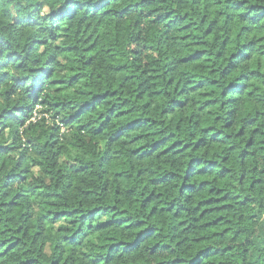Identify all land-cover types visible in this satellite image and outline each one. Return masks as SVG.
I'll list each match as a JSON object with an SVG mask.
<instances>
[{
    "label": "trees",
    "instance_id": "trees-1",
    "mask_svg": "<svg viewBox=\"0 0 264 264\" xmlns=\"http://www.w3.org/2000/svg\"><path fill=\"white\" fill-rule=\"evenodd\" d=\"M118 2L123 3L124 7L116 8L115 12L127 17H131L137 9L141 10V19L155 14L153 23L160 21L163 24L166 30L165 35L168 36L172 47L178 51L179 72L190 78L186 79L180 87L179 96H174L171 100L165 97L157 103L156 109H153L151 96L146 94L148 82L137 83L125 65L119 64L116 67L124 75L126 85L124 81H120L113 86L111 94L108 91L96 90L95 95L82 100L83 108L78 113L79 119L83 121L95 117L99 121L96 125L98 132L103 129L102 134H108L107 142L111 143L115 149L111 163V181L115 194L120 195L123 191L127 197L136 199V180L144 174L150 177L152 185L144 199L133 208L134 213L145 209L152 218L151 225L144 219L137 221L136 239H123L119 243L135 245L142 234H146L145 238L141 240L140 246L123 251L118 250L113 264H148V257L153 258L155 264H177L181 258L172 255L169 251L174 250V246L170 242L162 243L161 237L176 238L179 235L178 229L189 233L186 239L193 241L194 256L206 254L202 257L203 264H235L234 246L223 242L234 239L235 235L240 234L239 230L235 234L232 232V227L236 223L237 209L247 208L254 198L245 196L241 199L229 185L236 183L233 181V174L236 171L237 161L241 173L238 182L246 184L250 192L261 185L259 177L250 179L257 169L250 167L245 174L243 166L252 161L257 154L264 153V127H261L257 119L264 116V113L256 111L251 119L247 116L237 119L235 118L237 111L233 106H237L242 113L251 114L255 111V105L251 102L252 98L257 95L264 97V0H118ZM17 4L20 5L17 15L12 16L8 12L0 14V47L5 50L13 49L12 54L0 61V70L14 64L16 72L20 73L13 75L8 71H0V104H8L13 95L20 93L23 95L17 105L13 103L11 108L4 109V112H7L9 117L13 112H22L23 109L29 117L43 115V112H37L36 108L38 104L45 103L41 97L50 84L56 89L53 96L58 95L62 98L55 101L57 107L63 100L67 101L70 94L78 92L81 88L84 92H91L92 89L87 86L90 83L87 73L92 71V52H89L88 60L85 61L84 74L79 71L72 72V68L78 69L81 65H67L70 70L66 73L67 80L48 79L61 64L54 53L52 57L42 62L44 71L28 67L30 58H43L39 55V48L47 44L43 33L48 31V28L40 26L41 18L38 16L33 18V13L30 11L31 2L23 4L22 0H17ZM70 4L71 0H68L61 9L53 10L51 13V22L57 24V27H59L58 18L66 14ZM40 7H43V3ZM109 10H113L111 5ZM64 19L71 18L65 16ZM109 19L114 22L111 25L108 23L102 25L100 34L95 37V26L86 27L87 38L91 43L84 50L96 51L97 72L103 71L99 67L102 59L100 53L111 51V48L106 49V45L115 42L120 36L117 25L122 17L117 15ZM138 24L139 21L137 26ZM37 27H39L38 31H29ZM74 30L79 32V25ZM49 36L53 39L60 38L51 32ZM21 42L28 53L24 59H21L23 53L17 55L13 48V45L19 48ZM217 43L220 49L214 51ZM75 45L74 41L70 49ZM79 46L83 47L82 44ZM225 49L230 51L227 57H225ZM0 56H3V53H0ZM64 59L71 60V57L66 56ZM119 59L120 57H117V60ZM225 59L228 61L226 64ZM32 62L35 63V60ZM112 63L115 64V61ZM173 64L175 65L176 61H173ZM220 67H223V71H220ZM21 69L27 71L28 75L25 76ZM172 70V68L169 69V71ZM217 75L221 78L225 75L228 77L227 88L223 91L216 87L219 83ZM25 81L30 82L39 92L28 94L27 88L24 87ZM237 81L242 83L237 84ZM9 83L11 87H8ZM154 83L160 85L162 81L156 80ZM168 83L173 84L172 78H169ZM176 84H179V80ZM122 87L124 94L120 96L119 90ZM154 91L159 93L162 89L158 87ZM213 92L219 93V96H228L229 99L220 103L218 97L212 95ZM186 93H190L188 99L184 98ZM233 96L235 99H232ZM98 97L102 99H97ZM113 97L122 101V104L117 106L113 102ZM74 102L76 101H68L69 104ZM165 103L167 107L163 106ZM225 107H228V111L224 115L217 114ZM157 109H162L159 115L167 118L169 127L175 124L176 131L164 135V129L161 128L159 133L157 132L161 122L152 114ZM201 113L204 115L200 116ZM194 117H199L196 123L202 129V135L194 138L191 144H185L182 130L189 126ZM35 123L36 119H33V124ZM8 126L7 122L3 123V127ZM83 127L84 124L80 123V128L83 129ZM2 130L0 128V131ZM34 130L39 132L40 128L36 127ZM69 131L70 129L66 130L64 139L71 134ZM233 138H235L234 143ZM29 143L32 141L30 140ZM71 147L75 148L74 145ZM14 150L10 146L0 145V171L4 168L10 169L5 173L7 176L3 184L5 189L14 185L19 175V172L14 169L17 162L4 159ZM225 151L231 155H222ZM181 154L185 156L184 164L186 165L182 173L173 170L177 162L172 159ZM191 154H195L194 159L197 162L195 170H193ZM205 156L209 157L208 166L210 167L207 171L204 166H200ZM221 156L222 159L213 158ZM79 171L81 175L76 181L77 188L85 193L93 191V183L99 178L91 175L87 168ZM181 174L183 181H180L177 191L180 195L187 196L185 205L190 201L191 208L185 205L177 206L176 201L166 195L170 186L176 183L177 177ZM184 181H187V184ZM144 186L147 187V184ZM73 195L80 196L81 192H74ZM25 200L26 195L23 192L5 191L4 200L0 202V230L7 227L10 235L13 231L16 233V243L8 245L4 252H0V264H5L6 261L15 264V261L11 260V254L5 256V253H8L10 249L12 252L21 249L28 243L27 237H41L45 232H50L53 226H57L58 232H68L62 237L68 244L75 248L82 246L83 242L77 243L76 236L80 226L68 231L65 224V221L70 224L76 223L73 219L75 209L58 208L55 206L56 201L53 200L49 201L41 211L39 205H27ZM29 208L32 210L28 211ZM120 211L125 215L118 214L116 220L127 221L128 206L124 205ZM189 216L192 219L191 223L188 220ZM34 217L36 219H33ZM85 219L86 217H81V220ZM173 219L176 223L172 222ZM240 219H243V216ZM20 221H24L25 224L31 223L32 226L27 229L24 228V224L16 227ZM41 221L46 222L43 232ZM97 227L107 239L93 238L92 243H98L104 250L102 255L107 256L115 246L113 238L118 235L120 224L105 219L102 225ZM127 227L131 228V224ZM261 236H264V231ZM32 242L35 243V240ZM249 242L257 244L258 248L264 246V239L260 237H257L256 241ZM60 247V244L56 245L57 250ZM148 247L151 251H147ZM142 248L145 249L143 253H141ZM28 251L32 250L29 248ZM97 251L100 252V249ZM71 256L72 252L66 251L63 259L52 260L51 264H67ZM87 256L88 253H84L85 259ZM117 257H123V259L117 260ZM20 264H45V261L35 255L24 254ZM73 264H83V261L77 257ZM92 264H95V261ZM102 264H107V260L102 261Z\"/></svg>",
    "mask_w": 264,
    "mask_h": 264
},
{
    "label": "clouds",
    "instance_id": "clouds-1",
    "mask_svg": "<svg viewBox=\"0 0 264 264\" xmlns=\"http://www.w3.org/2000/svg\"><path fill=\"white\" fill-rule=\"evenodd\" d=\"M28 2L32 4L30 11L33 13V18L38 16L42 20L40 26L48 28V31L43 33V37L47 39V44L39 48V55L43 58H30L28 67L44 71L42 62L52 57L54 53L60 59L61 64L48 79L59 80L64 78V80H67L68 76L66 73L70 71L67 65H81L78 69L72 68V72L79 71L84 74L86 72L85 61L88 60L89 52H92V71L87 73V79L90 81L87 86L92 91L84 92L83 88H81L78 92L70 94L68 100H63L60 106L57 107L55 101L62 98L58 95L56 97L53 96L56 89L50 84L41 97V99L45 100V103L38 104L36 108L37 112H43V115L40 116L31 115L29 117L25 109L22 112H13L11 117H9L7 112H4V109L11 108L13 103L17 105L23 93L13 95L8 104H0V113H3V115H0V128L3 129L0 131V145L10 146L15 149L9 152L4 159H11L17 162L14 165V169L19 172L16 177V183L5 189L3 187L7 179L5 173L10 169L4 168L0 171V202L4 200L5 191H19L25 193V203L27 205H39L41 211L44 210V206L49 201L53 200L56 201L55 206L58 208L69 207L75 209L73 219L76 223L70 224L65 221V224L68 231L74 230L78 225L80 226V231L76 233L77 243L81 241L83 243L79 248L73 247L62 239L68 232H58L56 230L57 226H53L50 232H45L41 237H27V244L15 252L10 249L8 253H5V256L11 254V260L15 261V264H20L24 254L35 255L39 259L44 260L45 264H51L52 260L63 259L65 252L71 251L72 256L67 261V264H73L77 257L83 261V264H92L93 261H95V264H102L104 260H107V264H113L114 256L118 250L123 251L131 247L140 246L141 240L145 238L146 234H142L140 239L136 240L135 245L119 243L123 239H136L137 221L144 219L151 225L152 218L145 209H140L134 213L133 208L144 199L145 194L149 192L152 185L150 177L144 174L136 180V199L127 197L123 191H121L120 195L115 194L111 181V163L115 149L111 143L107 142L108 134H102L103 129L98 132L96 125L99 124V121L95 117H90L88 120L83 121L79 119L78 113L83 108L82 100L85 97L95 95L96 90L100 92L108 91L111 94L113 86L120 81H124L126 85L127 81L124 75L116 67L119 64L125 65V68L137 83L148 82L146 84V94L151 96V107L153 109H156L157 103L165 97L171 100L174 96H179L180 87L190 77H186L179 72L178 51L172 47L168 36L165 35L166 30L163 24L160 21L153 23L155 14L148 16L146 19H141V10L137 9L131 17L124 16L122 13L115 12L116 8L124 7V4L118 2V0H71L66 14L58 18L59 27H57V24L51 22V13L53 10L61 9L62 6L68 3V0H47V2H44V0H22L23 4ZM41 3H43L42 8L40 7ZM110 5L113 9L112 11L109 10ZM19 7L17 0H0V14L8 12L10 15L15 16ZM117 15L122 17L117 25L120 36L115 42L106 45V49L111 48V51L100 53L102 59L99 67L103 71L97 72L96 51L94 49H88V52L84 50L91 43L87 38L86 27L92 28L95 26V37L100 34L101 26L105 23L111 25L114 21L109 18ZM65 16L71 19L65 20ZM45 17H48V19H43ZM137 21H139L138 26ZM49 25L51 26L49 27ZM77 25H79V32L74 30ZM38 30L39 27L29 29V31ZM49 32L53 33V35H58L60 38L53 39L49 36ZM74 41L76 45L70 49V45ZM81 44L83 47L79 46ZM49 45L51 46L50 48ZM13 48L15 49V54L23 53L21 59L28 56L22 42L19 48H16L15 45H13ZM219 49L220 45L217 43L214 51ZM224 51L225 57H227L230 51L226 49ZM0 53H3V56H0V61H2L13 53V49L5 50L0 47ZM74 53L75 55H73ZM66 56L71 57V60L64 59ZM117 57H120V59L117 60ZM13 58L15 59V56ZM32 60H35V63ZM112 61H115V64ZM173 61H176L175 65ZM227 62V59H225V64ZM170 68L173 70L169 71ZM0 71H8L13 75L20 74L16 72L14 64ZM21 71L24 72L25 76L28 75L24 69H21ZM220 71H223V67H220ZM169 78H172L173 84L168 83ZM216 78L219 81L216 87L221 91L227 88L229 82L227 75L223 78L217 75ZM156 80L162 81V84H155L154 81ZM177 80H179L178 85L176 84ZM236 83L239 84L242 81H237ZM8 87H11V83L8 84ZM24 87L27 88L30 95L39 92L28 81H25ZM158 87L162 89L159 93L154 91ZM140 91H145V89H140ZM229 91L232 90L229 89ZM123 94L124 88L122 87L119 90V95L122 96ZM189 95L190 93H186L184 98L188 99ZM212 95L218 97L220 103H224L225 100L229 99L228 96H219L217 92H213ZM97 99H102V97ZM232 99H235V96ZM69 100L76 102L69 104ZM113 102L117 106L122 104V101L117 100L116 97H113ZM251 102L255 105V111L251 114L242 113L237 106H233L237 111L235 118L241 119L247 116L248 119H251L256 111L264 113V97L254 96ZM163 106L167 107L168 105L165 103ZM160 110L162 109H157L152 113L154 118L161 122L157 127V132L159 133L162 128L164 129L163 134L169 135L171 132L176 131V126L173 123L169 127L167 118L159 115ZM227 111L228 107H225L217 114L224 115ZM203 115V113L200 114V116ZM198 118L194 117L189 126L182 130L185 144H191L194 138H199L202 135V129L196 123ZM33 119H36L35 124H33ZM257 119L261 127H264V116ZM4 122H7L9 126L3 127ZM21 122L23 123L21 124ZM80 123L84 124L83 129L80 128ZM31 125H35V127H30ZM36 127L40 128L39 132L34 130ZM69 129L71 134L67 135V139H64L66 130ZM17 131L18 135H16ZM13 140H15V143H13ZM30 140L32 143H29ZM232 142H235V138H233ZM72 145L75 146L74 149L71 147ZM191 155L193 156V170H195L197 165L194 159L195 154ZM222 155L230 156L231 154L225 151ZM184 158V154L172 158L177 162L173 169L174 171L182 173L183 168L186 166ZM213 158L222 159V156ZM208 159L209 157L205 156L204 161L200 165L204 166L206 171L210 167L208 166ZM250 167L257 169L256 172L252 173L250 179L260 178L261 185L258 189L250 192L246 184L238 182L241 174L238 161L236 171L233 174V181L236 183L229 185L241 199H244L245 196L254 198L247 208L237 209L236 223L232 227V232L235 234L239 230L240 234L235 235L234 239H228L223 242L234 246L235 264H264V246H259L258 248L257 244L249 242L250 240L256 241L257 237L264 239V236H261L262 231H264V153L257 154L252 161L243 166L245 174H247ZM82 168H87L91 175L99 178L93 183L94 190L91 192H82L76 186L77 178L81 175L79 170ZM180 181H183L182 174L177 177L176 183L172 184L168 193H166V195L171 196L176 201L177 206L185 205L187 200L186 195H180L177 191L180 187ZM184 183L187 184V181H184ZM145 184H147V187L144 186ZM77 191L81 192L80 196L73 195ZM124 205L128 206L126 213L128 220L117 221L116 217L118 214L125 215V213L120 211ZM185 207L191 208V202L189 201ZM27 210L31 211L32 209L29 208ZM241 216H243V219H240ZM81 217H86V219L81 220ZM33 219L36 218L34 217ZM105 219H110L120 224L119 233L113 238L115 246L107 256L102 255L104 250L98 243H92L93 238L97 240L107 239L97 227L102 225ZM188 220L189 223L192 222L191 216L188 217ZM172 222L176 223L175 219ZM21 224H24L25 229L32 226L31 223L25 224L24 221H20V223L16 224V227H20ZM128 224H131V228L127 227ZM45 227L46 222L41 221L42 232ZM177 231L179 235L176 238H173V236L161 237L162 243L170 242L174 246V250L170 249L169 251L172 255L181 258L177 261V264H203L202 257L206 254L194 256L193 241L186 239L189 233L181 232L179 229ZM189 232H191V229H189ZM15 235L14 231L10 235L7 227L0 230V252H4L8 245L16 243ZM33 240H35V243L32 242ZM57 244L61 246L59 250L56 249ZM29 248L32 250L31 252L28 251ZM97 249H100V252ZM246 249L247 251H245ZM144 250L142 248L141 253ZM147 251H151V248L148 247ZM84 253H88L87 259L84 258ZM116 259H123V257H117ZM147 260L148 264H155L153 258L148 257ZM5 264H10V261H6Z\"/></svg>",
    "mask_w": 264,
    "mask_h": 264
}]
</instances>
